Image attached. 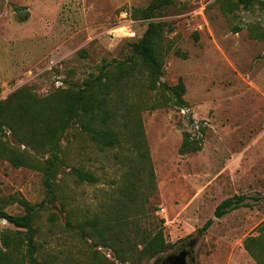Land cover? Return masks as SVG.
Listing matches in <instances>:
<instances>
[{"label":"rangeland","instance_id":"374dc122","mask_svg":"<svg viewBox=\"0 0 264 264\" xmlns=\"http://www.w3.org/2000/svg\"><path fill=\"white\" fill-rule=\"evenodd\" d=\"M152 1L0 0V101L22 88L43 98L95 78L104 64L131 55L149 22L165 25L164 47L171 48L160 82L185 85V107L149 110L154 96L143 94V77L131 79L113 124L121 146L96 145L72 125L60 142L54 203L39 171L0 158V208L23 215L19 200L35 207L38 259L49 264H161L187 239L188 264H256L243 241L264 223V41L250 37L264 29V0H249L247 9V0H174L139 19L136 10ZM231 3L237 9L228 14ZM184 133L201 139L198 152L179 154ZM5 140L26 149L9 132ZM73 168L96 181H80ZM234 196H244V205L216 218V207ZM136 225L162 230L173 248L120 263L117 244L97 245L98 229L106 228L111 241L129 236L127 249Z\"/></svg>","mask_w":264,"mask_h":264},{"label":"trees","instance_id":"16d2710c","mask_svg":"<svg viewBox=\"0 0 264 264\" xmlns=\"http://www.w3.org/2000/svg\"><path fill=\"white\" fill-rule=\"evenodd\" d=\"M173 1L154 0L145 9L136 10L138 17L144 20L152 19L156 12L170 6ZM250 5L249 0L244 2V8L247 9ZM260 5L264 6V1ZM236 9L237 4L231 3L224 12L233 14ZM164 28L165 25L161 22H149L142 37L131 45V55L128 58L104 64L95 78L84 80L80 85L58 88L43 98L36 97L28 88H22L0 101V158L16 168L28 167L39 171L49 203L58 200L54 179L62 162L60 142L72 125H78L96 145L106 148L121 146L113 124L117 121L118 104L122 102L120 97L124 96L125 91L132 90L128 87L131 79H136L139 75L143 77V94L146 97L154 96L149 110L165 107L170 102L178 108L185 107L183 81L179 80L174 86L160 82L164 55L171 50L170 47H164ZM240 29L237 26L234 32L237 33ZM250 37L264 41V29L253 30ZM174 53L180 54L178 50ZM7 132L16 144L31 149L34 154H30L26 149L20 150L19 146L10 145L5 140ZM200 148L201 139H194L189 133H184L178 152L183 156L196 153ZM46 155V159L42 160ZM72 172L80 181H96L94 175L87 171L73 168ZM150 176L153 177L152 172ZM245 199L244 196L225 199L216 207L214 216L221 218L238 209L244 205ZM19 202L24 207L23 215H10L0 208V221H4L7 226L0 230V264H49L38 259L40 249L35 241V207L24 200ZM89 225L88 232H94L96 222ZM211 225L212 220L208 221L200 232L207 231ZM107 230L98 229L97 245L111 248L110 246L117 244L120 252L122 251L121 256L115 255L120 263L127 262V257H133L138 262L151 260L173 248V245L165 241L162 230L149 232L136 225L131 231L127 249H124V241H129V236L127 239L122 233L117 237L118 241H111L106 236ZM255 231L258 236L247 237L243 241V248L256 264H264V223ZM109 242L112 245H109ZM138 242L142 245L139 251ZM183 249H187L191 257L193 241L184 240L177 251Z\"/></svg>","mask_w":264,"mask_h":264},{"label":"water","instance_id":"95a60500","mask_svg":"<svg viewBox=\"0 0 264 264\" xmlns=\"http://www.w3.org/2000/svg\"><path fill=\"white\" fill-rule=\"evenodd\" d=\"M189 255L187 250H181L176 254L167 256L161 264H188L187 258Z\"/></svg>","mask_w":264,"mask_h":264},{"label":"built area","instance_id":"2783aa9c","mask_svg":"<svg viewBox=\"0 0 264 264\" xmlns=\"http://www.w3.org/2000/svg\"><path fill=\"white\" fill-rule=\"evenodd\" d=\"M4 222V221H3Z\"/></svg>","mask_w":264,"mask_h":264}]
</instances>
